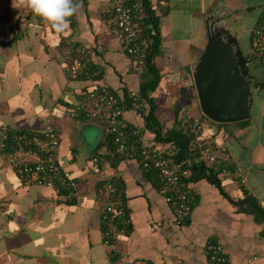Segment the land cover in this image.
<instances>
[{"label":"crops","instance_id":"0c3cea01","mask_svg":"<svg viewBox=\"0 0 264 264\" xmlns=\"http://www.w3.org/2000/svg\"><path fill=\"white\" fill-rule=\"evenodd\" d=\"M78 3L69 29L57 34L30 8L0 0V127L32 134L49 118L58 134L57 161L78 178L71 191L26 184L0 150V264H208L209 241L223 245L229 264H264V223L237 203L244 188L264 208V85L253 86L248 118L222 125L202 120L200 137L222 155L215 165L227 172L188 181L192 209L185 222L177 223L153 172L138 157H123L110 148L103 120L70 110L91 85H105L125 99L142 80L110 30L111 0ZM263 11L264 0L157 4L160 52L154 60L161 76L153 96L166 128L173 124L176 102L181 112L200 116L191 70L206 41V18L212 13L224 17L228 33L248 55ZM78 44L90 48L92 65L100 68L93 81L72 78L65 69L64 49ZM248 67L256 80L264 81L263 62L250 59ZM148 106L146 101L128 106L123 116L129 126L141 127L146 143H153L154 133L145 128L140 111ZM155 143L168 152L173 147ZM30 147L26 158L33 160L41 150ZM109 180L119 190L116 199L125 215L123 230L113 229L105 244L100 208L109 199Z\"/></svg>","mask_w":264,"mask_h":264},{"label":"built area","instance_id":"2783aa9c","mask_svg":"<svg viewBox=\"0 0 264 264\" xmlns=\"http://www.w3.org/2000/svg\"><path fill=\"white\" fill-rule=\"evenodd\" d=\"M142 0H111L110 30L118 39L122 48L131 56L133 70L141 75L146 66L147 52L152 38L142 33L140 24L145 11ZM253 42L249 58L264 63V19L252 30ZM67 59L65 69L72 78H84L93 81L100 73L99 66H93L91 50L83 44L69 45L64 49ZM130 106L137 107L142 102L140 90H129ZM128 102L105 85H91L81 93L79 101L71 106L75 115L88 119H100L111 132L114 151L128 157H138L145 169H155L159 180L165 187V199L172 207L177 223H183L190 215L193 191L184 179L191 173L190 166L205 162L221 163L222 155L206 145L198 152H192L186 159L173 160L166 151L156 143H146L141 127L129 126L123 116ZM189 117V114L187 115ZM202 124L194 123L192 130H197ZM58 134L51 120L47 118L42 128L29 134L23 131L0 127V150L5 154L7 162L12 166L20 180L26 184H44L61 190L71 191L77 186L78 178L70 170L62 168L56 158ZM31 145L41 150L33 160L26 158L31 153ZM94 160L97 157L94 156ZM222 171L227 172L225 168ZM105 188L109 195L108 201L100 208L101 220L105 223L102 230L103 242L109 244L112 239L114 220L122 219L124 210L118 205L116 196L119 190L113 180L106 181ZM208 264H229L223 245L220 242L209 241L205 245Z\"/></svg>","mask_w":264,"mask_h":264},{"label":"trees","instance_id":"16d2710c","mask_svg":"<svg viewBox=\"0 0 264 264\" xmlns=\"http://www.w3.org/2000/svg\"><path fill=\"white\" fill-rule=\"evenodd\" d=\"M142 1H143L142 5L145 11V15L143 16V21L140 24V26L142 28V33L152 38V42L150 44V47L146 55L147 60H146L145 70L141 74L142 80L139 89L142 97V101H146L149 105L148 106L149 108L146 112H144L143 109L140 110L144 118V126L146 129H149L151 132L154 133L153 143L155 142L172 143L173 147L171 148V151L169 152L166 151L167 155L171 159L173 160L186 159L191 156L192 152H198L200 148L208 145V143L205 142V140L200 137V133L203 130V126L198 128L197 130H192L191 129L192 124L200 123L203 125L202 120H209L213 123H217L220 125L226 124L227 122H216L208 118L200 111V108H199V112H200L199 117H194L191 114H189V117H187L188 112L184 110H182L181 112V105L179 102H176L173 106V113H174L173 124L169 128H166L165 118H162L160 116L159 114L160 111H158L159 106L155 102L153 96V91L156 88L161 76L159 68L157 67L154 60V57L160 52L159 15L155 13V7L163 0H142ZM263 19H264V11L256 26L261 24ZM228 38L232 42V44H234L237 48L239 65L243 75L251 82H257L255 85H253L255 89H258L259 87L264 85V81L256 80L249 72V67H248V62L250 60L249 54L244 55L242 53L236 38L232 34L228 33ZM252 42H253V36H252ZM181 89L185 91L184 89H186V87L183 86ZM192 92L196 99L197 106L199 107L197 96L195 94V90L193 87V83H192ZM125 101H127L128 105L130 106L129 99L127 98V96L125 97ZM140 105L141 103L137 107H140ZM179 112H181L180 116H178ZM106 133H107L106 140L107 142H109L110 148L112 147L114 151L113 136L111 132H109L107 129H106ZM123 157H128V156H123ZM221 167L222 166H218V165L213 166L212 164H208L205 162L196 163L190 166L191 173L188 177L184 179L188 182L189 180H194L197 177L209 173L216 175L222 169ZM228 168L231 169V171L233 170V167L231 165H229ZM148 170L153 172L156 179L160 181L157 175V171L155 169L151 168ZM242 190L245 195L244 197L239 198L237 200V203L239 204V208L241 210L252 213L255 221L264 223V208L260 205L258 200L252 194H249L246 191V189L243 188ZM225 195L227 196V194ZM114 222L117 226L122 225L121 219L114 220ZM263 235H264V228H263Z\"/></svg>","mask_w":264,"mask_h":264},{"label":"water","instance_id":"95a60500","mask_svg":"<svg viewBox=\"0 0 264 264\" xmlns=\"http://www.w3.org/2000/svg\"><path fill=\"white\" fill-rule=\"evenodd\" d=\"M193 85L200 111L216 122L250 116L253 85L241 72L237 48L228 38L227 21L217 14L206 18V41L192 64Z\"/></svg>","mask_w":264,"mask_h":264},{"label":"clouds","instance_id":"9594fccd","mask_svg":"<svg viewBox=\"0 0 264 264\" xmlns=\"http://www.w3.org/2000/svg\"><path fill=\"white\" fill-rule=\"evenodd\" d=\"M14 8L27 7L41 17L57 33L70 27V18L79 9L78 0H12Z\"/></svg>","mask_w":264,"mask_h":264}]
</instances>
